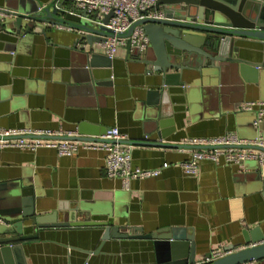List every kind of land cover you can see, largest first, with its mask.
Wrapping results in <instances>:
<instances>
[{"label":"crops","instance_id":"1","mask_svg":"<svg viewBox=\"0 0 264 264\" xmlns=\"http://www.w3.org/2000/svg\"><path fill=\"white\" fill-rule=\"evenodd\" d=\"M10 1L0 0V9ZM54 1L29 0V6L45 8ZM81 38L77 30L64 28L19 41L0 34V128L89 139L118 128L126 137L122 146L131 149L132 166L161 173L133 180L127 190L120 179L106 176L102 151L81 149L74 156L60 157L53 149H4L0 184L23 180L35 184L37 216L56 222L74 217L124 227L129 235L184 230L194 238L197 264L206 262L212 252L245 248L250 230L260 228L264 234V165L255 160L230 164L205 159L198 162V174L189 176L181 164L192 159L193 149L178 147L190 139L226 134L244 143L264 139V120L257 128L256 111L242 110L245 103L264 102V71H253L238 85L201 84L188 94H174L159 112L168 120L163 127L166 138L159 141L148 116L152 108L141 106L158 88L157 79L119 47L110 69L94 70L95 88L88 83L84 51L107 54L99 41L90 47L80 43ZM241 57L263 60L251 51H243ZM197 75L185 77L186 84ZM165 164L169 166L163 168ZM104 233L101 226L40 229L39 239L24 247L20 264H158L153 240L111 238L102 245Z\"/></svg>","mask_w":264,"mask_h":264},{"label":"water","instance_id":"2","mask_svg":"<svg viewBox=\"0 0 264 264\" xmlns=\"http://www.w3.org/2000/svg\"><path fill=\"white\" fill-rule=\"evenodd\" d=\"M74 12L69 0H55L45 8H31L29 0H11L6 8L0 9V34H8L19 41L35 35L46 36L48 30L66 26L83 32L80 43L90 47L96 41L102 42L107 37L114 36L104 26L89 21L85 11L80 15ZM149 12L156 17L134 23L119 37L127 39L124 48L129 58L145 64L148 74L159 83L156 90L148 93L147 101L141 106L152 108L148 112L149 120L152 121L151 125L155 128L159 141H163L166 138L163 127L168 120L159 115V112L170 104L174 94H188L201 84H217L221 87L227 85L225 81H229L231 86L238 85L239 79L246 80L253 71H264V0H158L145 14L148 15ZM112 16V13L108 15L103 20V25ZM139 26L143 28L148 39L147 44H133L130 40ZM243 51L261 54L262 62L242 58ZM84 55L90 70L88 83L96 88L98 83L94 70L110 69L112 58L94 53L92 49L84 51ZM194 73L198 74L197 77L190 84H186L185 77ZM257 118L255 113L253 126ZM257 128H260V124ZM52 139L87 138L60 136ZM132 144L177 147L160 142ZM37 198L36 185L27 180L0 184V264L24 262V247L39 239L40 229L92 226L105 228L102 245L111 238L148 239L154 241L158 264H197L194 238L187 236L184 230L172 228L150 235H129L124 227L90 220L78 221L74 217L64 222H56L49 216H37ZM245 243L248 245L245 248L232 246L226 250L225 256L200 264H248L264 260V234L260 232V228L245 234Z\"/></svg>","mask_w":264,"mask_h":264},{"label":"built area","instance_id":"3","mask_svg":"<svg viewBox=\"0 0 264 264\" xmlns=\"http://www.w3.org/2000/svg\"><path fill=\"white\" fill-rule=\"evenodd\" d=\"M70 6L75 10L74 14L87 13V19L104 26L113 32L114 36L107 37L105 41L99 42V46L106 54L113 58L119 47L126 45L127 39L119 35L126 33L131 26L146 18H155L153 13L145 12L151 10L158 0H69ZM113 16L103 25V20L110 14ZM2 14H0V19ZM73 30L70 27L60 29ZM81 35L84 33L78 31ZM130 40L133 44L138 42L148 43L142 27H137ZM257 109V110H255ZM243 111L257 113L256 127L264 120V102H248L242 107ZM62 134L50 131L14 130L0 128V150L19 149L23 151L37 152L39 149H53L60 157H71L79 150H98L105 153V173L110 179H120L124 189H129L131 181L156 177L161 173L157 170H141L132 166V154L130 148H124L122 142L126 137L120 133L118 128L108 130L102 137L85 140H56L52 137H60ZM247 145V146H246ZM184 146L193 147L192 159L181 164L185 173L196 176L199 172L198 162L200 160H211L219 163L224 160L230 164H241L246 161L255 160L264 165V139L257 137L250 143L242 142L234 134L214 139H190ZM238 148H223V147ZM254 147L256 149L250 148ZM201 148V149H198ZM203 148V149H202ZM213 148V149H207ZM169 165L165 164L163 168ZM227 254V253H226ZM226 254L212 252L206 262L219 259Z\"/></svg>","mask_w":264,"mask_h":264}]
</instances>
